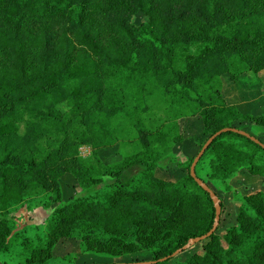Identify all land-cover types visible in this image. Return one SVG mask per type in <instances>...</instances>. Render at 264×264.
<instances>
[{"label": "trees", "instance_id": "1", "mask_svg": "<svg viewBox=\"0 0 264 264\" xmlns=\"http://www.w3.org/2000/svg\"><path fill=\"white\" fill-rule=\"evenodd\" d=\"M262 71L264 0H0V252L15 239L14 208L49 194L59 205L44 238L24 237L27 264H49L59 241L74 238L84 253L102 257L152 250V264H264L260 190L244 196L236 225L218 227L201 242L202 252L172 257L211 231L215 208L190 175L195 158L184 182L157 177L155 148L168 152L170 142H184L165 127L135 123L143 150L106 172L111 184L103 194L64 203L61 186L66 175L84 191L105 183L80 158V147L98 157L130 103L149 110L151 95L199 117L205 143L239 121L264 127V115L227 102L222 80ZM258 151L264 153L228 132L202 158L211 153L213 180L232 179L243 168L264 178Z\"/></svg>", "mask_w": 264, "mask_h": 264}, {"label": "rangeland", "instance_id": "2", "mask_svg": "<svg viewBox=\"0 0 264 264\" xmlns=\"http://www.w3.org/2000/svg\"><path fill=\"white\" fill-rule=\"evenodd\" d=\"M137 19H142V16H137ZM222 80L223 94L229 104L235 105L243 114L264 115V71L258 74L248 72L237 82H232L228 76H224ZM148 109L142 110V104L130 103L128 115L114 122L111 136L108 138L110 145L103 147L98 152V157L94 156L90 146L80 147V158L83 162L95 166L104 176L110 168L119 165L125 157L141 152L143 148L137 139L139 131L138 126L135 125L139 120L147 130L165 127L168 132L176 135L183 134L184 142L177 144L170 142L172 147L168 152L161 148H155V150L161 156L160 165L156 170L157 177L174 183L184 182L191 159L196 158L207 139V136L203 134L202 120L199 117L189 116L181 107H170L163 99L161 102L158 95L150 96ZM19 127L20 133L23 134L26 128L24 119L19 123ZM234 127L255 136L264 144V127L247 121H239ZM231 141L242 149H247L245 141L236 139ZM211 160V153L202 158L196 166V173L223 202L219 225L220 232H223L228 227L236 225L237 214L244 203L245 195L259 190L264 192V178L253 175L248 169L243 168L238 170L232 179L213 180L209 177ZM255 163L264 166L263 152H257ZM127 175L131 176L132 173H127ZM104 177L106 178L105 183L84 191L78 186L73 176H64L61 180L63 202H70L80 196L94 197L103 194L111 184L110 178L106 175ZM189 188L195 189V186L190 184ZM51 197L56 198L54 194ZM58 205V203L50 202L49 194H42L27 198L24 203L14 208L15 239L10 251L0 252V264H27V254L22 245L24 237H29L34 241L44 238L47 222ZM202 249V243L197 244L178 255L176 260L184 261L194 253L202 252ZM54 255L55 259L49 264H67L70 261L73 264H132L151 260L152 250H144L123 257H102L91 253L83 255L77 239L74 238L60 241L54 249ZM76 256L79 257L78 260Z\"/></svg>", "mask_w": 264, "mask_h": 264}, {"label": "water", "instance_id": "3", "mask_svg": "<svg viewBox=\"0 0 264 264\" xmlns=\"http://www.w3.org/2000/svg\"><path fill=\"white\" fill-rule=\"evenodd\" d=\"M235 133V134H239L245 138L250 139L252 142H254L255 144L259 145L262 149H264V144L255 136H252L251 134L240 130L238 128H225L219 132H217L216 134H214L213 136H211L207 142L204 144V146L202 147V149L200 150L199 154L196 156V158L194 159L191 168H190V175L191 177L194 179V181L198 184V186L200 188L203 189L204 192H206L207 194H209L214 208H215V221H214V225L213 228L211 229V231L201 237H197L194 239H191L183 248L179 249L178 251H176L172 257H177L178 255H180L181 253L190 250L191 248H193L194 246H196L197 244H200L201 242L207 240L208 238H210L218 229L219 225H220V220H221V214H222V205H221V199L219 198V196L216 194V192H214L210 186L201 178H199L196 174V166L198 164V162L200 161V159L202 158V156L205 154V152L207 151V149L209 148V146L212 144V142L219 136H221L222 134L225 133ZM168 258H165L164 260H166ZM153 262L148 261V262H137V263H132V264H152Z\"/></svg>", "mask_w": 264, "mask_h": 264}, {"label": "crops", "instance_id": "4", "mask_svg": "<svg viewBox=\"0 0 264 264\" xmlns=\"http://www.w3.org/2000/svg\"><path fill=\"white\" fill-rule=\"evenodd\" d=\"M45 234H46V233H45ZM65 240H69V239H62V240H60V241H65ZM60 241H59V243H60ZM59 243H58V244H59ZM78 243H79V242H78ZM58 244H57V245H58ZM57 245H56V246H57ZM56 246H55V247H56ZM55 247H54V249H55ZM79 248H80L81 253H82L83 255H85V254H89V253H84V252H83V249L81 248L80 243H79ZM53 253H54V250H53ZM76 257H77V260H78L79 257H78V256H76ZM64 258H66V257H64ZM54 259H55V255H54L53 260H54ZM53 260H52V261H53ZM75 264H76V263H75ZM85 264H87V263H85Z\"/></svg>", "mask_w": 264, "mask_h": 264}]
</instances>
